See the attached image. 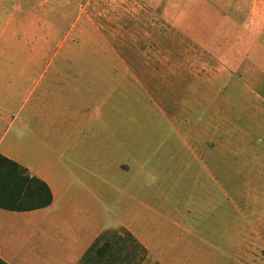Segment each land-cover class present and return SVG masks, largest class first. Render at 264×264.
<instances>
[{
	"label": "rangeland",
	"instance_id": "rangeland-1",
	"mask_svg": "<svg viewBox=\"0 0 264 264\" xmlns=\"http://www.w3.org/2000/svg\"><path fill=\"white\" fill-rule=\"evenodd\" d=\"M69 60L153 168L142 264H264V0H0V89Z\"/></svg>",
	"mask_w": 264,
	"mask_h": 264
},
{
	"label": "crops",
	"instance_id": "crops-1",
	"mask_svg": "<svg viewBox=\"0 0 264 264\" xmlns=\"http://www.w3.org/2000/svg\"><path fill=\"white\" fill-rule=\"evenodd\" d=\"M60 62L73 68L0 89V155L20 168L2 175L1 190L19 196L17 206H0V264L155 259L153 168L131 153L118 157L123 145L107 137L105 112L87 96L101 75ZM46 189L52 200L38 207Z\"/></svg>",
	"mask_w": 264,
	"mask_h": 264
},
{
	"label": "trees",
	"instance_id": "trees-1",
	"mask_svg": "<svg viewBox=\"0 0 264 264\" xmlns=\"http://www.w3.org/2000/svg\"><path fill=\"white\" fill-rule=\"evenodd\" d=\"M17 171H20V168L16 163L0 155V206L1 207L6 208V207H14L18 205L17 203L18 202L17 196H19L18 194H14L12 193V190L9 191L8 189L7 192L1 190V187L4 186V182L2 183V175L3 174L16 175ZM51 200H52L51 194L48 191V189H46V194L41 195V201L40 204H38V207L49 205ZM22 205L21 206L19 205L17 208H22Z\"/></svg>",
	"mask_w": 264,
	"mask_h": 264
}]
</instances>
